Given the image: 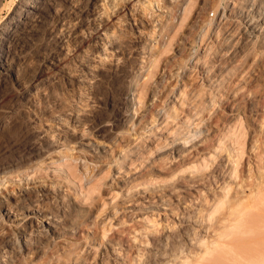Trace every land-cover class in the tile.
<instances>
[{
	"label": "rangeland",
	"instance_id": "374dc122",
	"mask_svg": "<svg viewBox=\"0 0 264 264\" xmlns=\"http://www.w3.org/2000/svg\"><path fill=\"white\" fill-rule=\"evenodd\" d=\"M80 1L79 3V0H57L59 13L52 11L47 15L44 23L39 26L40 33L28 39L29 45L21 49V46L19 47L5 37L2 28L13 16L15 8L22 4V0H0V55L9 56L10 54L23 73L28 76V85L32 88H41L33 95L37 103L35 110L25 95V89L16 84L13 76L4 74L0 65V83H3V89L0 90V111L8 112V115L2 116L3 122L0 124V196L5 189L18 188L27 183L39 185L44 181L56 185L55 187L61 186L66 194L76 197V203L80 204L81 210V216H74V219L75 217L77 219V222L76 219L74 220L76 224L74 231L63 232L64 234L60 236L49 235L45 242L46 245L48 243V251L44 255L36 253L26 255L22 257L21 262H16V264H60L63 261L65 263L68 260L65 256V249H90L93 256L94 254L98 256L101 255L104 246H108L109 250L104 257L112 264L114 256L109 244L115 246L117 251L121 250L119 253L121 252V255L131 263L145 264L153 253L162 247L163 240L165 241L163 235L167 232L168 226L172 225L173 233L179 228L180 213H183L185 209L183 206L188 209L200 207L202 214H206L212 209L217 198L229 193L233 196L237 193V189H240V184L243 186L250 183L249 181H255L253 176L258 173V170L254 160L253 165L251 164L253 169H250L247 156L253 155L248 148L254 140L260 141L259 144L264 146V36H262L264 34H260L258 41L250 43V46L247 45L249 47H246L247 51H245L244 46L249 44L245 35L239 31H235L236 34H234L233 31L234 38L239 37L240 39H234L237 44L233 45V49L232 47L225 49L227 47H224L221 42L223 40L222 30H225L232 21L226 10L227 0L193 1L195 5L193 4L190 15H187V20L183 21V24H181L182 19L178 18L181 14L179 0L174 2L173 0H159L160 9L158 2L152 0L154 10L162 15L163 22L176 16L174 23L177 25L170 31V35L173 36L172 45L164 47L163 38L158 35L162 25H159V28L156 27L153 32L146 23L147 32L153 38L150 42L154 43L158 39L157 46H154V50L149 53L157 61L153 76L148 80V85L154 91L156 98L150 102L148 96L144 98V104H138L140 108L137 112L138 118L136 117L133 128H128L119 121L121 113L118 108L123 106L119 88L122 84L126 86L133 76L134 63H125L126 59H122L125 61V66L114 72H110L108 66L101 67L98 70V76L94 78V81L92 80V83L90 82L92 76L85 69L82 61L94 63L95 54L97 51L101 52L98 48L101 36L94 29L92 14L85 10L90 0ZM134 1L144 2L145 0ZM180 1L183 2V0ZM146 3H148L147 0ZM73 4L76 6L74 7ZM120 11L123 23L117 30V34L118 36L120 34L118 38L123 44V50L112 52L111 55L113 58L115 55L126 56L127 59L137 56L139 58L135 61L147 64L149 57L146 55L149 54L140 53L141 56H145L142 57L144 60L142 61L141 56L136 52L137 46L131 42L137 31L130 12L127 9H120ZM104 16L107 21L106 15ZM71 28H75L77 34L72 33L69 37L66 36V39L69 38L68 42L66 40V47L72 51L70 50L64 62L75 77L55 67L51 63L52 58L47 54V48H44L47 43H52L53 33L61 37L63 34L66 35L67 30ZM240 33L241 36H239ZM238 44H241V47ZM60 46L61 43L58 42L56 50L63 56L65 49H61ZM177 46H180V51L177 50ZM236 46L239 48L235 49ZM200 48L203 49L200 50ZM204 48L208 50L207 53ZM192 49L195 51L190 52ZM223 49L227 50L228 53L225 50L224 52L229 55L225 56L226 54L222 53ZM108 50L110 51L109 48ZM232 52L235 55L237 52L239 56L236 57ZM196 54H199L201 58L200 55H203L204 61L206 59L207 62L210 60V62L219 63L220 61L223 69L228 70L220 74L221 79L218 77L219 80L215 82V85L207 87L198 79L200 76L192 68L195 64L189 61ZM215 55L218 57H214ZM231 56L236 58L232 59ZM222 58H228L230 61ZM245 58H247L246 62ZM223 60L228 61L224 64L229 66L230 63V66L225 67L222 64ZM185 72L193 75V80L188 84L195 82L193 85L199 87L195 86L193 89V85H189V88L186 87L185 91H182L186 98L182 106L176 105L178 115L181 113L184 115H180L179 120H183V117H189V119L184 122L185 124L180 125V129L184 127V130L178 132L173 130V135L175 134L176 140L183 139V143L186 140L188 144L191 139L195 138V135L200 140H197L196 146H187L189 148L187 151L190 152L184 153V156L173 153V148L170 146L172 139H168L166 143H171L168 145L163 140L160 147L165 145L164 148L167 150L154 151L150 160L147 158L148 161H145L143 166L137 165L139 170L125 179L122 177L124 172H118L117 169L130 170L129 166L132 165L137 168L136 162L133 163V161L143 156L137 154L138 147L143 145L142 148L145 149V144L149 148L152 145L151 142L156 141L157 135L160 134H157L155 126H152L155 123L153 120L155 121L159 109L166 106V103L169 104L173 100V95L179 93L177 88L181 85L182 74ZM78 74L83 75L85 80L88 79L90 84L79 82L76 79L77 76L79 77ZM190 89L194 94L199 93L197 94L199 97L195 98ZM193 98L203 103L199 104ZM190 100L195 103L192 104ZM189 109L196 113L192 116L187 111ZM54 112L57 113L56 115L59 114L58 118L61 116V120L65 119L59 122L60 119L54 118L56 117L53 115ZM78 112L79 115L84 116L85 125L75 122L74 119ZM189 120L190 123H188ZM36 127L49 129V133L53 130L50 135L53 136V140H56L57 145L45 144L41 147L43 150L41 148L38 150L25 149L22 143L31 137L32 130ZM65 127L74 128L75 133L63 135ZM205 128L208 129L205 135L199 137L197 132L194 133ZM83 138L94 142L107 140L113 145V154H108L104 158L94 157L82 146ZM243 144L244 154L242 155L240 149L243 147L240 145ZM60 150L80 159L75 160L70 155L68 159L57 160L61 156ZM239 151L242 157L239 155L241 160L239 157L238 159L241 162L235 165L238 160L235 162L233 155L237 159ZM84 159H87L86 166ZM116 160L118 165L122 163L120 168L117 167ZM233 165L234 167L239 166L233 169ZM133 169H131L132 172ZM86 174H90L88 177L93 174V178L86 179ZM194 182L198 184V192L192 188L195 185ZM192 183L193 186H191ZM221 187H225L226 190H222ZM88 190H91L90 195H87ZM74 191L77 194L73 193ZM68 195L66 196L69 197ZM40 199L39 205L45 213H57L62 205L61 199L56 195L45 194ZM163 200L168 203L169 209L160 208ZM10 202L14 205L13 199H10ZM29 204L34 205L31 201ZM1 213H3V207L0 204ZM21 213L20 210V218H23L25 215ZM13 220L14 218L8 220L5 215L0 218V225L5 227L4 232L7 235H14L19 228L17 221ZM212 220L214 221V219L210 221ZM36 221L43 224L41 220ZM210 221L205 226L213 228L215 223ZM174 224L176 228L173 227ZM28 228H31L29 224ZM212 231L211 229L208 233L211 234ZM160 238H162L161 242ZM56 250L63 252L64 259L60 258V254L55 255ZM139 254L144 256L140 257ZM92 255L89 261L92 260L91 262L96 264L98 258Z\"/></svg>",
	"mask_w": 264,
	"mask_h": 264
},
{
	"label": "bare ground",
	"instance_id": "6f19581e",
	"mask_svg": "<svg viewBox=\"0 0 264 264\" xmlns=\"http://www.w3.org/2000/svg\"><path fill=\"white\" fill-rule=\"evenodd\" d=\"M147 1L148 3H146V0L144 2L142 1L137 2L134 0H90L88 2V7L85 8L86 11H89V13L92 14L91 15L92 20L95 23L94 29L97 32H99L101 36L99 37L100 40L98 45V48L99 50H101V52L97 51V53L95 54L94 63H90L88 60L86 61H88L89 63L84 62V60L82 61L83 66L92 76L90 82L92 83V80L94 81V78L98 76L99 73L98 70L101 67L108 66L110 72H114V70L121 69L125 66L124 65L125 61H123L122 59H126L127 62L125 63H131V64L134 63L133 76H131V78L128 80V84L126 86L122 84L120 85L119 88V93L121 94L120 98L122 99L121 103L123 104L121 108H118L119 113H121V118H119V121L125 127L128 128L134 126L133 123L136 117L138 118L137 112L140 109L138 106L144 104V100H145L144 98H147L149 96L150 102L154 98H156L154 95V91L150 89V86L148 85V80L150 79V77L153 76V72H154L153 69L155 68L157 61V59L153 58V55L151 56V54L149 53L154 50V46H157L158 39H156L154 43L150 42V40L151 39L153 40V38L152 36H150V33L147 32V29L145 27L146 23L149 24V26L152 29L151 31L153 32H155L156 27L159 28V25H162L161 28H159L161 31L158 29L159 30L158 35L161 38H163L164 47L172 45L173 36L170 35L171 34L170 31L173 30V28H175L177 25L176 23H174V19L176 18V16L170 20L169 19L164 20L163 22V19L161 17L162 15L160 13H157L156 10H154V4H152V0H147ZM156 1L158 2V7L160 9L161 2L159 0ZM174 1L175 0H173V2ZM193 1L195 2V0H183V2L181 3V1L179 0L180 5L179 2H177V5L180 6L179 10L181 9L180 12L181 14L178 17L182 19L181 24H183L182 23L183 21L185 22L187 20L188 17L187 15L192 10V6L194 4ZM80 2L81 1L79 0V3ZM73 5L74 7L76 6L75 4ZM226 8H227L226 9L227 12L232 18V21L230 25L227 28H225V30H222L223 34L222 33L221 34L223 36L222 38L223 40L221 39L222 40L221 42L224 45V47H227L225 49H228L230 47H232L233 49V45L237 44L236 41L234 42V39L236 40V38H239V37L234 38L233 35L236 34L235 31L242 32L245 35L244 37H246L245 39H247V41L249 42V44L246 42L247 44L244 46L245 51H247L246 49L252 43L258 41L260 34H264V0H227ZM120 9L121 10L127 9L128 12H130V15L132 17L131 19L134 20V25L136 26L135 28L137 32L133 36L131 42L137 46V48L135 47L137 54L139 55L140 53H143L144 55L147 53L149 54L146 55V57H149V61L147 64H143L141 61L140 62L135 61V59L139 58L137 56H131L132 59H127L126 56L121 57V55H115V57L113 58V56L111 55L113 54L112 52H118L123 50V44L120 43L121 40L119 41L120 38H118L120 37V34L119 36L117 34V30L120 28V26L123 23L122 21L123 16L121 14ZM182 9L184 10L183 18H182ZM52 11L53 12L55 11V13L57 14L59 13V9L57 7V0H22V4L17 8H15L13 16L7 21V23L2 28L5 37H7L8 40L13 41L19 47L21 46V49H24L26 45H29L28 39L30 40L33 36H36L40 33L39 26L44 23L46 16L49 15ZM80 11L83 10L80 9ZM104 15H106L107 21L104 19L105 17ZM194 23L192 25H194ZM67 31L68 32L66 33V35L63 34L61 37L57 33L55 34L53 33V39L51 40L53 45L52 43L49 42L44 46V48H47L48 50L47 54L52 58L51 63L55 67H57L61 71H65L67 74H69V76L72 77L73 75L71 71L68 70V67L64 62L65 57L68 54H70V52L72 51L71 49H70L71 51L68 49L69 47L68 48L66 47V40L68 42L69 39V38L66 39V36L69 37L70 34L72 33L77 34V32L75 28H71ZM233 31L235 32L234 34ZM239 36H241V33ZM58 42L61 43L60 48L65 49L63 56L60 55L59 52L56 50V46H58ZM244 47L242 49H244ZM108 48L110 49V51L108 50ZM236 48L237 46L235 47V49ZM201 49L203 48H200V50ZM225 49H223L222 53L226 54L227 50ZM177 50L179 51L181 50L180 46H177ZM192 50H190V52L195 51L194 49ZM224 50L226 52H224ZM204 51L205 50H203V52ZM231 51L232 50L230 49V52ZM236 51L238 52V50ZM205 52L207 53L208 50ZM237 52L236 54L238 55ZM217 53L219 55V52ZM222 53L220 52L221 54L220 57L222 56ZM233 54L235 55V53ZM144 55L143 56L140 55L141 56L140 58L145 57ZM203 55H200L202 56V58L199 57V54H196L195 56L191 55L192 57L189 59V61L195 64L194 67L192 68L195 69L197 74L200 76L198 79L201 80V82L205 84V86L207 87L213 86L215 85L216 81L221 79L220 74L224 72V70L226 69L225 67L230 66V63L229 66L224 64V62L228 63V61H224V60H227L228 58L230 59V57H228L227 59L222 58L224 59L222 64L225 65L224 67L225 69H223L222 65L220 64V61L219 63L217 62L213 63L212 61L210 62V60L209 62H207L206 59L204 61ZM227 55L229 54H226L225 56ZM237 55L235 56L237 57ZM214 57H218V56L215 55ZM246 59L247 58L244 59L245 62ZM244 60L242 61L243 63ZM142 61H144L143 58ZM0 65L4 70V74H9L13 76V80L16 82V84L22 87L23 89H25V95L28 97L29 101H31L33 108H35L36 110L37 103L33 95L36 93L37 90L41 88L39 87L32 88V86L28 85L29 82L28 76L23 73L21 67L18 66V64L13 59V57H11L10 54L9 56L0 55ZM227 71L225 70V72ZM182 75L183 76L181 78V85H179V87L177 88L179 90V93L177 92L178 93L177 95L176 94L173 95V100L170 101V103L168 102L169 104L166 103V106H163V108L159 109L155 121L152 119L153 122H155L153 123L154 125L152 126L153 127L155 126L154 129L158 131L157 134L160 135H157L155 142L153 143L151 142L153 146L151 145L149 146V148H147V146L144 144L145 149L142 148L143 145L138 147L139 150L137 149V154L143 156H140L137 160L133 161V163L136 162L135 163L136 166L137 165L143 166L145 161H148L150 160V158H152V154L154 155V151L162 152L167 150L166 148H164L166 147L165 145L164 147L163 145H161L162 148L160 147V144L163 143L162 142L163 140L166 145H168L170 142L172 143V145L170 146L173 148V153L175 152L178 155L184 156V153L186 154L187 152H190L187 151L189 150L187 146L188 147L196 146L197 140H200V138H198L196 135L194 136V133L197 132L200 137L202 135H205L204 133H206V131L208 130L205 128L203 130L195 131L193 133V136L195 137L194 139L196 140L191 139L192 142L191 140L190 141L188 140L189 144L188 142H186V140L185 143H183L184 142L182 141L183 139L181 141H178L176 140V138H174L175 134L173 135V130L174 131L177 130V132L182 130L184 127L182 128L181 126L182 129H180L181 123L185 124L184 122L188 121L189 119V117H183L182 118L183 120H179V116L180 115L182 116L183 113L181 114L179 113L180 115H178V109L176 105L179 104L182 106V102H184L186 98L184 97L185 93L182 94L183 93L182 91H185L186 87L189 88L188 87L189 85L195 84V82H191L190 84H188L189 81L193 80L192 73L185 72ZM82 76L79 75V77L77 76L76 79L81 83H85L87 85L90 84L89 80L88 79L85 80L84 77ZM218 77L220 78L218 79ZM2 86L3 83H0V90L3 89ZM195 86L199 87L198 85ZM195 86L193 85L194 88L193 87L192 88L195 89ZM201 88L203 89L204 87ZM192 94H194V92ZM195 94H194L195 98L196 96L199 97V95H197L199 93H197L196 95ZM190 96L192 98L191 94ZM191 101L192 100H190V102ZM197 102L199 104L203 103L200 102L199 100ZM191 103L193 104L195 102H191ZM201 106L202 104L200 105V107ZM195 110H197V108ZM199 110L200 109H198V111ZM187 111H189V114L191 115L192 114L194 115L196 113L192 109H189ZM7 113L8 112L0 111V124H2L3 122V117H4L3 115H6ZM56 114L57 113L53 115ZM81 115L82 114L79 115L78 112V115L75 117L74 120L79 125H85L84 116ZM58 117L59 114L56 115V117L54 118H58ZM63 119L65 118H62V120ZM62 120L60 119L59 122H61ZM188 123H190V120ZM41 128L40 127L34 128L32 130L31 137L26 139L22 143V146L25 147V149L28 148L30 150H38L45 144L51 146L57 145L56 140H53V136L50 135V133L53 130L51 129L52 131L49 133L48 131L49 129L47 130ZM63 131L65 132V133L62 132L63 135L66 134L71 135L75 133L74 128L68 129V127L67 128L65 127ZM168 139H172V140L167 144L166 142L168 141ZM259 142L258 140H254L251 143V146L250 148H248V151L253 153V155L251 156L249 154L247 156L248 164L251 167L249 168L251 170L253 169V166H251V164L253 163L252 161L254 160L255 167H257L258 170V173L255 174V176H253L255 178V181L252 182L249 181L250 183L243 186L240 184L239 186L240 189L239 190L237 189V193L233 196L232 195L230 196L229 195L230 193L228 192L229 193L227 194L228 196L222 195L219 198H217L214 202V206L212 207V209L209 210L206 214H202L201 211L202 209L200 207L196 209H188L185 206H183L185 209L183 210V213H180L179 228L177 229L176 232L173 233L172 225L168 226L167 232L163 235L165 241L163 240L162 247L160 249H157L156 252L153 253L152 257L149 258V260L145 264H264V146H261ZM82 146L91 155H94V157L96 158H104L107 157L108 154L109 155L113 154L112 153L113 145L109 143L107 140L94 142L89 139L83 138ZM240 146L243 147L244 144ZM237 148L239 149L241 147H237ZM242 149H244V147L240 149L241 152ZM41 150L43 149L41 148ZM240 151L238 152L239 154L237 153L238 155L236 154L237 159L236 156L233 155L235 157V162L236 160H238L237 161L238 163H236L235 165L241 162L240 161L241 157L244 154V152H242L241 155ZM60 154L61 156L58 157L59 159L57 160L60 159L65 160L64 158L68 159L71 155V154L70 155L67 154V152L65 153V151L61 152ZM71 156L75 160L80 159L79 157H75L73 155ZM238 157L240 158V160L238 159ZM147 158L149 159L147 160ZM86 161L87 159H84L85 166L87 165ZM116 164H117V160H116ZM120 164L122 165V163ZM121 165L117 164V167L119 166L120 168ZM139 166H137L136 168L132 165L131 167L129 166L130 170L128 169L122 170L121 168L122 171L120 169H117V171L124 172V175L122 177H125L126 179L127 177L130 176V174L136 173V171L139 170L138 168ZM187 166L189 167V165ZM235 167L234 165L232 166L233 169H235ZM132 168H134L133 172L131 170ZM232 171L235 172L234 170ZM92 175L91 177H88L90 176V174L87 175L86 179L88 178L89 180L90 178H93ZM249 178L251 179L250 174H249ZM43 182L42 184L39 185H30L29 183H27L26 185H20L18 186V188H13L10 190H6L5 188H3L5 189V192L3 191L2 196H0V204L3 207V213H1L2 215L0 214V218L4 215L8 217V220L14 218L13 221L15 222L17 221V225H19V228L17 229L14 235H7V233L4 232L6 231L4 230L5 227L0 225V264H16V262H21L20 260L22 259V257L30 254L36 253L37 255H44L48 251L47 248L48 243L46 245L45 242L48 240L49 235L60 236L63 235L65 232L74 231V229H76V224L74 222L76 217L74 219V216L80 215L81 212L79 208L80 204L78 205L76 203V197L69 196L68 194H66V191L61 186L55 187L56 185L54 186V184L45 183V182L43 183ZM195 183L196 182H194V184ZM191 186H193V183L191 184ZM197 186L198 184H195L192 188L198 192L199 190ZM82 189L84 190V187ZM221 189L223 190L225 189V187L223 188L221 187ZM225 190L223 192H225ZM90 191L89 194L87 192V195H90ZM73 193L77 194L75 191ZM45 194L54 195V196L56 195L61 199L60 201H62V205H60L61 207L59 208V211L57 213L54 214L45 213L40 207L39 205L41 201L40 197ZM66 195H68L69 197H67ZM78 197H80L79 194ZM10 199H13L14 205L10 202ZM29 201L33 202L34 205L32 204L30 205ZM160 208L167 210L169 209V205L167 202L163 200ZM20 210L22 212L21 214L25 215L23 218H20ZM211 219H214V221L213 220L210 221ZM36 220H41L43 224L41 225ZM208 221L212 222L213 224L215 223V226H213V228L206 227L205 224L208 223ZM28 224L31 226V228H28ZM173 227L176 228V225L174 224ZM210 228L213 230L211 234L208 233L209 230L211 231ZM161 241L162 238H160V242ZM109 245L112 248L111 252L112 255L114 256L112 264H133L128 259L123 257L121 255V252L119 253V251L121 250L117 251V248L115 246L111 244ZM55 249H59V248H55ZM74 249L73 248L65 249V256H67L68 260L65 258L67 262L65 261V263H63L64 261L62 262L61 259V262L63 264H85V263L89 264L88 262L92 264L94 263L91 262L92 260L89 261V259H91L90 256L92 255V251L90 249L88 250L81 248L79 249L77 248L75 250ZM103 249L104 250L102 251L101 255L97 256L96 254H94V256L92 255V257H95V255L97 256L98 259L96 264H111L110 261L108 262L104 257L107 255V252L109 251L108 246H104ZM55 253H54L55 255L60 254L61 255L60 258L64 259V256L62 257L63 252L61 253L60 251L56 250ZM142 254H144V252H142ZM142 254H139V256L140 257L144 256ZM58 256H56L57 259ZM94 260L95 259L93 258V261Z\"/></svg>",
	"mask_w": 264,
	"mask_h": 264
}]
</instances>
